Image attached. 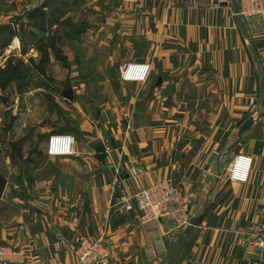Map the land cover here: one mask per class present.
Segmentation results:
<instances>
[{"label": "crops", "instance_id": "0c3cea01", "mask_svg": "<svg viewBox=\"0 0 264 264\" xmlns=\"http://www.w3.org/2000/svg\"><path fill=\"white\" fill-rule=\"evenodd\" d=\"M214 1L107 0L88 30L57 39L42 70L26 63L38 51H22L19 37L6 47L29 73L10 82L76 83L73 99L14 83L10 138L20 145L2 149L1 244L32 264H79L72 246L88 237L108 244L110 264H165L190 239L176 264H264L245 234L264 222V18L238 15V0ZM129 62L150 63L149 79L124 81ZM52 134L74 136L75 153L49 155ZM241 154L253 158L250 178L231 181ZM163 180L195 198L194 215L208 210L187 235L171 218L144 224L125 209Z\"/></svg>", "mask_w": 264, "mask_h": 264}, {"label": "rangeland", "instance_id": "374dc122", "mask_svg": "<svg viewBox=\"0 0 264 264\" xmlns=\"http://www.w3.org/2000/svg\"><path fill=\"white\" fill-rule=\"evenodd\" d=\"M106 1L0 0V31H5V37L0 41V58L4 53L8 54L6 47H10L12 44H15V46L19 44L15 39L19 37L22 51L26 50L24 47H33L38 51L36 58H31L26 63L42 70L48 59V49L57 47V39L60 37V44L63 45L67 41L65 37L69 41L70 39L74 40L78 32L88 30L95 15L102 16L107 13ZM97 4H99V7ZM65 16H70L72 19H69V17L64 19ZM75 17H77L76 22ZM9 53L5 57L6 62H0V71H5L0 76V171L4 175H9L10 169L5 165L2 149L6 145L5 152H7L10 143L15 145V149L20 145L19 142L11 141L10 138V130L12 125H14V120H12L14 116L12 113L9 114L12 111L9 108L14 106L13 110H15L18 104L14 105L16 101L13 99L17 95L15 85L17 83L9 82L8 78L18 76L25 77L23 80H28L29 78L27 76L29 75L27 73L28 68L24 66L25 63L23 62L24 65H20L17 60H13L17 55L12 52ZM23 83L34 89L40 88L38 92H42L45 85H51V87L56 89V95L58 96L63 88L72 87L76 82H53V80L52 82H18L17 88L19 90L24 87ZM7 114H9V119L5 121L3 115ZM189 240L184 239V241L176 243L164 263L169 264L172 260L170 264H176L179 257L190 248Z\"/></svg>", "mask_w": 264, "mask_h": 264}, {"label": "built area", "instance_id": "2783aa9c", "mask_svg": "<svg viewBox=\"0 0 264 264\" xmlns=\"http://www.w3.org/2000/svg\"><path fill=\"white\" fill-rule=\"evenodd\" d=\"M136 5L144 0H125ZM214 1V0H213ZM221 1H216L217 3ZM238 15L250 17L260 15L264 18V0H238ZM215 2V1H214ZM151 64L147 62H129L121 69L124 81L144 83L149 79ZM75 137L69 134H52L48 138L47 153L51 156L74 154ZM252 156L238 155L227 167V175L231 181L247 182L252 169ZM195 198L186 191L175 186L171 180H163L145 186L131 195L125 209L135 211L142 223L148 224L163 218H171L180 230H185L191 223L196 210ZM245 234L248 245L254 247L264 257V222L250 223ZM72 249L79 264H110L111 251L104 241L81 237ZM0 264H32L23 250H15L11 246L0 244Z\"/></svg>", "mask_w": 264, "mask_h": 264}, {"label": "water", "instance_id": "95a60500", "mask_svg": "<svg viewBox=\"0 0 264 264\" xmlns=\"http://www.w3.org/2000/svg\"><path fill=\"white\" fill-rule=\"evenodd\" d=\"M62 94L64 97L68 98V99H73L74 98V90L72 87H66L62 90ZM98 115H100V112H98ZM253 119L249 118L248 120H246L243 125L240 128L239 131V136L241 137L243 135L244 132H246L247 130H249V128L251 127V125L253 124ZM215 157V153L212 155L211 159H210V163H212V161L214 160ZM8 185V179L7 177L0 172V199L4 196L5 190L7 188ZM208 214V210L205 209L201 214L194 216L191 220V223L189 224V226L184 230L183 234L187 235L188 233L192 232L196 227L200 226L203 222V220L205 219V217Z\"/></svg>", "mask_w": 264, "mask_h": 264}, {"label": "trees", "instance_id": "16d2710c", "mask_svg": "<svg viewBox=\"0 0 264 264\" xmlns=\"http://www.w3.org/2000/svg\"><path fill=\"white\" fill-rule=\"evenodd\" d=\"M2 33H5V31H4V30H1V31H0V34H2ZM0 41H1V39H0ZM4 73H5V71H2V72L0 71V76L3 75ZM13 78H15V77H12V78L9 77V78H8L9 82H10Z\"/></svg>", "mask_w": 264, "mask_h": 264}]
</instances>
